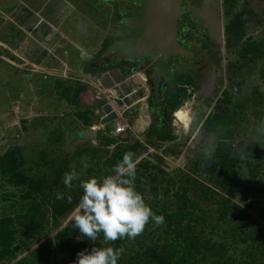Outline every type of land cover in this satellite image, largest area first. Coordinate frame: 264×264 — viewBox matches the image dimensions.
<instances>
[{
	"label": "rangeland",
	"instance_id": "rangeland-1",
	"mask_svg": "<svg viewBox=\"0 0 264 264\" xmlns=\"http://www.w3.org/2000/svg\"><path fill=\"white\" fill-rule=\"evenodd\" d=\"M232 7L234 9L229 18L227 16L228 21H222L223 23L220 20L217 21L221 29L225 28L227 34L224 37L227 40L228 49L223 52L225 59L222 60V63L228 61L237 63L243 68L242 71L231 78L229 86H226L229 81H223L217 91L211 93L210 97L205 101L197 103L196 99H188L182 103L180 102L176 109H173L176 111L183 105L192 108L198 118L201 119L200 123L193 127L192 131L182 128L183 126L175 121L174 123L179 125L178 130L173 134L164 135L168 138L163 139L170 142H161L159 145H152L150 142H146L148 146L145 149H140L136 145L129 146L130 152L134 153L133 160L137 171L135 189L142 194L146 204L157 215L164 216L166 212L175 211L177 204L181 203L180 184L176 181V174L180 170L187 173L191 172V163L197 160L202 150H204L203 141L206 136L203 135L200 124L206 120L208 115L215 114L217 111L221 112L222 109L232 117L231 122L236 132V140L233 144L235 146L240 145L242 149L238 164L240 177L244 181L249 180L250 182L264 180V54L251 64H247L248 61L241 60V51L245 43L254 41L259 49H261L260 46L264 45V0H239L237 5L235 7L232 5ZM230 17H233L232 23ZM204 30L207 29L204 28ZM132 51L133 49L130 50L131 53ZM31 86L33 89L28 92L11 86L8 88L10 98L4 100L3 104L0 100V156L7 151H14L16 158L20 161L16 170H19L20 176L24 179L22 185L15 187L5 184L0 178V218L6 221L4 217L13 215L14 220L11 221L10 225L16 230L15 245H20L24 238L26 239L28 226H26V223L17 222L14 215H18L25 208L28 209L36 204L35 207L44 216L37 218L42 223L39 224L41 233H36L33 238H30L28 243L26 242L23 245L27 248L10 264H14L23 257L31 259L32 252L46 241H51V244H53L51 256L55 259V251L58 249L59 240L62 238V236L56 238L55 235L67 226L72 227L77 233L73 239L83 241L89 252L94 247L123 248L125 250L130 246L132 248L134 245L135 248L137 246L135 239L141 235H146V233H149V237L142 243L143 247L150 244V241L161 242L164 237V224L157 226L152 221L134 239L125 237L110 241L107 244L104 242L102 233L98 234L97 240L93 242L83 237L78 229L75 228L74 216L78 212L79 202L76 205L72 204L73 199L69 202V197H72L74 189H76L75 192L78 190L75 186L79 185L80 180L88 179L89 173L87 176L85 173L86 177L74 181L71 189L64 186L62 178L70 170L71 166H75L76 171H82L80 157H77V155L76 158H73L77 153L76 151H79V149L76 151L72 149L77 144L72 147L68 144L69 140L65 138H69L70 129L74 124L78 123L73 113L77 112V109L81 108V106L77 107L68 104L65 107L63 105L66 103L54 99L57 112L53 111L54 115L52 116L50 114L52 112H49L45 106L49 102V98L43 94V89L38 84H32ZM224 87H227L225 92H227L230 100L229 104L223 102L225 95L220 94ZM61 104L63 105L61 106ZM43 105L45 109L40 107ZM60 107L64 111L58 110ZM59 112L62 115L56 116L55 113L58 114ZM95 115L97 116V114ZM98 115H100V111ZM131 115L129 113L130 117ZM100 116L97 119L93 117V119L98 121ZM124 116L125 113L123 112L121 117ZM108 122L107 120L106 123ZM110 126V124L105 126L107 137H113L110 132ZM55 128L62 130L64 136L59 141H53V139L50 141L51 130ZM138 141L137 139L136 142L138 143ZM121 145L124 148L118 146L113 151L110 150L113 149L111 146L106 152L105 149L102 152H97V156L102 153L104 159L105 156L109 157V160L106 159L109 162L108 164L102 162L96 166L98 178L106 175H115L112 172V167L122 160L123 155L128 150L125 144ZM113 156L116 159L115 165L112 162ZM111 158L112 160H110ZM46 160L47 162H45ZM78 174L80 175L81 172ZM194 174L199 182L205 183L207 181L206 174L201 170ZM58 193L62 194L64 198L57 199ZM76 193H79L78 197L81 198L82 193ZM242 197L247 198L249 196L235 197L232 200L246 208L256 219L257 224L264 226V198L250 196L246 202H243ZM61 201L72 205L67 207L68 209L63 207L61 214H54L51 205L60 204L59 202ZM246 203H252V206L248 208L245 205ZM199 207L204 210L207 216L203 224L205 231H211L213 227L218 233L216 235L215 232V235L212 236L217 237V240L224 239L226 231L222 223L216 221L214 205L209 202H202ZM54 221L58 223L57 226H54ZM6 235L7 230L0 234V239ZM226 248V254L241 257L240 253H236L239 250H233L231 245H227ZM233 248L240 249L235 244ZM128 251H124L126 255L124 257L127 260H129L132 252L136 255V251H131L130 254ZM64 257L63 253L61 258ZM137 259L139 260V257ZM220 262L225 264L223 260H220ZM134 263V260H130L127 264ZM45 264H52V260H48ZM227 264L230 263L228 262Z\"/></svg>",
	"mask_w": 264,
	"mask_h": 264
},
{
	"label": "trees",
	"instance_id": "trees-1",
	"mask_svg": "<svg viewBox=\"0 0 264 264\" xmlns=\"http://www.w3.org/2000/svg\"><path fill=\"white\" fill-rule=\"evenodd\" d=\"M108 42L105 41L104 46ZM260 47L261 49L257 48L254 41L245 43L241 51V59L248 61L247 64H251L263 56L264 45ZM233 69L239 72L241 65ZM55 87L58 89V94L65 98L67 104L80 106L79 95L83 91L84 85L76 82L63 83V81L57 80ZM87 96L88 93L85 98ZM223 102L225 104L230 102L227 93H225ZM179 103H175L173 109H176ZM93 108L86 106L77 109V112L73 113L75 120L91 126L96 121L93 117L96 119L98 117L93 112ZM231 120V115L222 109L221 112L217 111L215 114L208 115L206 120L200 124V129L206 136L203 141V149L207 143H212L215 149L214 153L208 159L203 155L204 150H202L197 160L191 163L190 173L180 170L176 174V181L180 184L181 203H176L177 209L175 211L164 214V237L161 242L150 241V244L143 247L142 243L148 239L149 233L144 235L146 237L141 235L135 239L136 247L141 244L138 249L134 248V245L132 248L130 246L125 249L129 250V254L131 251H136V255L132 252L131 256L128 255L129 260H127L124 257L126 256L124 250L118 264H127L130 260H134V264H221L220 260L225 261V264L228 262L230 264H264V226L257 224L256 219L246 208L232 200L241 196L264 198V180L250 182L249 180L244 181L240 177L238 164L242 149L240 145L235 146L233 144L236 140V132ZM200 121L201 119L198 118V122L193 127L198 125ZM51 131L50 141H52L51 139L59 141L64 136L60 129L55 128ZM164 138L168 137L163 136L161 139ZM110 142L115 143L116 139L108 137L107 143ZM80 154L81 152L76 153L73 158H76L77 155L80 157ZM17 159L14 151H7L0 156V178L5 184L15 187L24 182L19 170H16L20 163ZM198 170L206 174L207 181L205 183L197 180L194 173ZM75 187L78 188L76 192L82 193L79 185ZM75 190L70 198L73 199L71 203L76 205L80 198L78 197L79 193H76ZM247 198L242 197L241 199L246 202ZM202 202H209L214 205L216 221L221 222L226 231L224 239L217 240V237L212 236L216 232L213 227L211 231H205L203 224L207 216L204 210L199 207ZM59 203L51 205L54 214L59 215L63 211V207L68 209L67 207L72 205L64 201ZM245 205L249 208L252 203ZM35 206L36 204L31 206L32 208H25L22 213L14 215L17 222L26 223L28 226L26 239L24 238L20 245H15L16 230L10 225L11 221L14 220L13 215L4 217L6 221L0 218V234L7 230V235L0 239V264L13 262L27 248L23 245L28 243V240L33 238L36 233L39 234L41 220L37 218L42 217L43 214ZM57 224L54 221V226ZM76 234L72 227L67 226L55 235L56 238L62 236L59 240L58 249L55 251V259L51 256L53 244L51 241H46L32 252L31 259L23 257L14 264H45L48 260H52V264H74L79 252L88 251L83 241L73 239ZM234 244L240 249L233 248ZM227 245H231L233 250H239L236 253H240L241 257L226 254ZM63 253L65 257L61 258Z\"/></svg>",
	"mask_w": 264,
	"mask_h": 264
},
{
	"label": "crops",
	"instance_id": "crops-1",
	"mask_svg": "<svg viewBox=\"0 0 264 264\" xmlns=\"http://www.w3.org/2000/svg\"><path fill=\"white\" fill-rule=\"evenodd\" d=\"M113 6L111 2L103 0H0L2 104L10 98L8 88L11 86L28 92L33 89L32 84H38L49 98V102L44 105L53 116V111H56L54 99L66 103L55 87L57 80H61L63 83L84 85L79 95L80 106L94 107L93 112L97 115L100 111L98 121L87 126L78 120L70 129L69 138L65 137L72 147L77 144L73 150L79 149L76 152H81L82 171H77L81 172L80 178L86 177L88 173V179L98 178L96 166L102 162L109 163L106 161L109 157L105 156L104 159L103 154L97 156V152L104 149L106 152L111 146L113 149L110 150L115 151L116 147L124 148L121 144H125L129 153V146L145 149L148 146L146 142H149L144 138L147 114L145 90L140 86L141 74L131 75L125 70L121 75L114 68L89 64L106 39H109V48L115 45V35L109 33L110 24L114 22ZM87 93L88 97L85 98ZM44 105L40 107L45 109ZM61 108L58 110L64 111ZM123 112L125 116L122 120L127 124V130L116 135L112 126ZM107 124L111 125L110 132L116 138V143H107ZM89 130L96 132L94 139L76 134ZM112 162H116L114 156Z\"/></svg>",
	"mask_w": 264,
	"mask_h": 264
},
{
	"label": "flooded vegetation",
	"instance_id": "flooded-vegetation-1",
	"mask_svg": "<svg viewBox=\"0 0 264 264\" xmlns=\"http://www.w3.org/2000/svg\"><path fill=\"white\" fill-rule=\"evenodd\" d=\"M103 1L114 5V22L109 33L115 35V45L109 48V39H106L107 45L104 46L105 41L102 43L89 64L114 68L121 75L125 70L131 75L141 73L144 79L140 86L145 90L147 114L144 138L152 145L170 142L161 138L178 130L173 117L175 103L188 99H196L197 103L205 101L223 81H229L226 85L229 86L231 78L243 69L234 71L237 63H222L228 43L225 28L221 29L217 23L228 21L227 16L234 9L232 5L235 7L239 0H178L176 43L190 56L173 54L166 58L155 45L142 55L130 52L144 28L143 0ZM226 89L220 94L225 95Z\"/></svg>",
	"mask_w": 264,
	"mask_h": 264
},
{
	"label": "clouds",
	"instance_id": "clouds-1",
	"mask_svg": "<svg viewBox=\"0 0 264 264\" xmlns=\"http://www.w3.org/2000/svg\"><path fill=\"white\" fill-rule=\"evenodd\" d=\"M173 115L175 121L189 131L198 122L197 114L187 105L179 107ZM214 150L213 144L207 143L203 155L210 159ZM133 157L134 153L124 154L112 169L115 175L99 179L80 180L75 166L64 174L62 182L66 188L71 189L73 182L80 180L82 196L74 216V226L83 237L95 242L98 234L102 233L107 244L125 237L134 239L150 221L157 226L164 224V217L157 215L135 189L137 171ZM63 198L62 194H57V199ZM123 251L122 248L94 247L90 252H79L74 264H118Z\"/></svg>",
	"mask_w": 264,
	"mask_h": 264
},
{
	"label": "water",
	"instance_id": "water-1",
	"mask_svg": "<svg viewBox=\"0 0 264 264\" xmlns=\"http://www.w3.org/2000/svg\"><path fill=\"white\" fill-rule=\"evenodd\" d=\"M144 28L138 37L133 54H145L152 45L161 50L163 58L173 54L190 56L184 48L176 43V19L180 14L178 0H143ZM79 136L94 139V130L83 131Z\"/></svg>",
	"mask_w": 264,
	"mask_h": 264
},
{
	"label": "built area",
	"instance_id": "built-area-1",
	"mask_svg": "<svg viewBox=\"0 0 264 264\" xmlns=\"http://www.w3.org/2000/svg\"><path fill=\"white\" fill-rule=\"evenodd\" d=\"M143 79L142 75H140V80L143 81ZM112 128L116 135H121L127 130V124L122 120L121 115L114 120Z\"/></svg>",
	"mask_w": 264,
	"mask_h": 264
}]
</instances>
